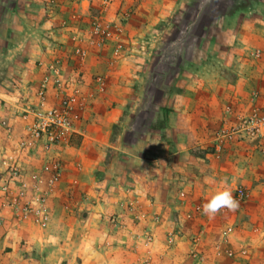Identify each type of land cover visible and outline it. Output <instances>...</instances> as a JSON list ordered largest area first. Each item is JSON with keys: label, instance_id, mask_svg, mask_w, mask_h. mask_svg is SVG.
Listing matches in <instances>:
<instances>
[{"label": "crops", "instance_id": "crops-1", "mask_svg": "<svg viewBox=\"0 0 264 264\" xmlns=\"http://www.w3.org/2000/svg\"><path fill=\"white\" fill-rule=\"evenodd\" d=\"M46 1L0 0V121L10 123L13 136L22 135L20 111L36 102L47 77L49 104L75 102L73 132L53 152L20 157L30 182L54 158L64 168L47 196L52 218L46 229L18 223L0 196V264H264V134L253 144L245 133L238 135L242 130L220 132V156L207 149L217 141L215 129L236 124L256 104L252 91L260 92L258 104L264 105V0H245L224 17L234 23L224 41L233 45L238 77H214L206 58L188 60L184 91L167 97L166 122L154 120L143 130L134 124L146 113L144 98L137 108L135 86L163 32L158 26L179 1H142L122 21L123 31L102 48L89 49L83 63L72 52L78 39H86L90 0L58 2L51 15L34 16ZM52 39L58 43L49 44ZM117 42L125 50L111 63ZM216 60L222 65L225 58ZM98 75L105 77L103 89ZM161 113L153 111L152 119ZM15 143L0 128V171ZM110 151L121 159L108 160ZM47 185L45 180L42 190ZM237 187L248 197L234 211L223 209L212 219L203 213L216 191ZM194 224L201 231L199 252L218 246L203 249L198 260L188 256ZM218 229L228 237L212 233Z\"/></svg>", "mask_w": 264, "mask_h": 264}, {"label": "rangeland", "instance_id": "rangeland-1", "mask_svg": "<svg viewBox=\"0 0 264 264\" xmlns=\"http://www.w3.org/2000/svg\"><path fill=\"white\" fill-rule=\"evenodd\" d=\"M57 1L63 2L66 0ZM142 1L144 0H114L112 5H108L105 4L103 0H90L91 15L89 20L87 21L88 29L86 32V38L90 37L89 30L94 18H99L105 23H113L115 21L112 20V15H115L114 18H122L128 15L129 18L135 11L137 5ZM178 1L179 4L174 13L170 17H168V20L166 22H162L158 26L159 28H162L163 32L159 34L160 39L154 48V52L148 53L149 55L146 56V61L145 64H143L144 67L141 71L139 82L135 86L136 93L140 98V101L137 103V108L140 106L139 103L144 98L143 106H141V108L146 111L145 114L137 118L134 122L135 126L139 130H143L148 126H151L154 120L156 121V125L163 124V121L166 122L167 117L164 116L165 114L163 113V111L168 110L169 101L167 97L168 95L170 96L171 94L181 93L182 91H184V85L187 83L188 77L190 75L187 73L188 68L186 66L188 60L197 63L206 58V60H208V63H210V67L212 66V69L215 70L213 71L216 75L214 77H226L230 79L238 77L237 73L235 72V65H233L232 62L233 45L231 43L228 44L225 42L227 40L226 37L230 33L229 31H231L234 27V23L230 22L224 17L228 14H231L234 8L236 9L238 7L239 3L241 4V6L245 4V0ZM50 4L51 0H47L46 2H44V7H42L41 9L39 8L38 10V8L36 7L37 9H34L33 12L34 16H37L40 11H42V13L45 15H50ZM51 19L52 18H50V20ZM51 22L54 21L52 20ZM53 27L54 26H51L52 29L49 30L50 32L55 29ZM225 38L226 40L224 41ZM52 42L56 44L58 43L56 39H52L51 41H49V44H51ZM79 43V45H82L84 42ZM121 43L123 45L124 51L125 45L123 44V42ZM74 49L73 52H71L75 55V57H77L78 61H80L78 56L75 54ZM220 56L225 58V61L222 65L216 60V58H220ZM258 56L259 54L256 53L255 57ZM259 94L260 92H258V90H254L250 93V100L252 102L256 100V104H254L248 111L244 113L242 112V114L239 115L236 124L228 126L225 130H221L219 127L213 131L217 141L213 144H210V146L207 148L210 155L216 157L220 156V153L222 151V148L220 149V132H222V135H227L228 132H230V135L232 134V132L235 135L236 131L242 130L238 135H243L242 133H245V136L243 137L247 139L249 136V141H251L250 143L259 144L258 142L262 139L261 137L264 134V129L260 134L253 135L252 133H247L243 126L244 119L252 115L254 113V109H256L259 114L264 115V105L258 104ZM229 106L231 107V104ZM157 110L162 111V113L156 115V117L152 119L153 111ZM23 111H20V117ZM119 132L120 126L117 125L113 129V133L116 136ZM114 135L112 137L113 139H115ZM233 136H227L228 141L232 140V138L230 137ZM6 137L9 140L12 139L11 137H8V135H6ZM17 137V135L13 136V139ZM245 138L241 139L243 140ZM216 145L219 146L218 149ZM14 148L15 147L10 148V156H6L2 159V162H4V169L0 171V175L2 176L6 174L9 161H14L13 159L16 158L14 157ZM258 152L262 154V151ZM120 156L121 155H115L110 151L107 159H114L116 161V158L119 160L121 159ZM117 165L119 169H124L126 167V164L122 162H117ZM100 174L103 176L104 171H100ZM232 193L234 194V198L236 201L243 202V200H238L234 188ZM217 215L220 216V213H218ZM195 228H197V224H194V231L193 229L191 231L194 234V237L190 238L191 244H193L191 245L190 251L188 252V256H191L193 260H198L201 258L200 255L204 254L205 250L208 252L209 250L215 251L218 249V246H214V248L206 246L203 248L204 251L202 248H200V252L202 251L200 253L198 251V246L200 244L199 234L201 231H196ZM212 233H216L218 235V238L221 237V239L228 237L227 233H221L219 229L216 232ZM175 234L176 233H171L168 236V240L170 237L174 239ZM214 237L217 238L215 235ZM227 250V253L231 252ZM227 257L232 258V255L228 254Z\"/></svg>", "mask_w": 264, "mask_h": 264}, {"label": "built area", "instance_id": "built-area-1", "mask_svg": "<svg viewBox=\"0 0 264 264\" xmlns=\"http://www.w3.org/2000/svg\"><path fill=\"white\" fill-rule=\"evenodd\" d=\"M66 1L73 6L79 3V0ZM103 2L112 5L114 0H103ZM57 3V0H51L50 15L57 7ZM127 19L128 15L113 23H105L99 18H94L89 30L90 37L86 38L82 45L79 43L74 49L80 62L83 63L87 60L89 49H100L107 44L110 38L119 35L124 28L122 21ZM78 40L83 42V39ZM122 53L123 45L118 42L113 49L111 63ZM54 73H58V71L55 70ZM95 81L101 89L105 87L104 76H96ZM48 87L49 79L46 77L37 92L36 102L23 111L21 115L22 135L13 139L14 130L10 123L6 120L0 122V128L8 137L16 141L14 146V157L16 158L13 159L14 161H9L6 174L0 178L2 208H10L18 223L30 222L42 229H46L51 222L52 213L48 207L47 196L62 176L63 162L60 158L45 162L41 171L34 175L30 182L25 177L19 160L25 155L48 154L66 142L73 132L72 110L75 106L72 98L61 99L59 105L49 104L46 98ZM243 126L247 133L260 134L264 129V115L254 109V113L244 119ZM45 180L48 184L47 191L42 190ZM235 191L238 200L242 201L248 197L246 190L242 187H237ZM168 242L172 243L173 238L170 237Z\"/></svg>", "mask_w": 264, "mask_h": 264}, {"label": "clouds", "instance_id": "clouds-1", "mask_svg": "<svg viewBox=\"0 0 264 264\" xmlns=\"http://www.w3.org/2000/svg\"><path fill=\"white\" fill-rule=\"evenodd\" d=\"M224 182L226 183V181ZM237 207L238 203L232 192L225 188L216 191L210 199L203 204L202 210L209 219H212L223 209L234 211Z\"/></svg>", "mask_w": 264, "mask_h": 264}]
</instances>
